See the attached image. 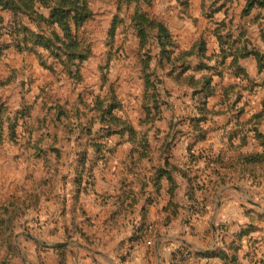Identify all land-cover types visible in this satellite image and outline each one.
<instances>
[{"label":"rangeland","instance_id":"374dc122","mask_svg":"<svg viewBox=\"0 0 264 264\" xmlns=\"http://www.w3.org/2000/svg\"><path fill=\"white\" fill-rule=\"evenodd\" d=\"M133 1L151 16L163 20L182 49L189 50L202 33L208 35L213 47L216 46L212 33L216 31L213 22L224 18L226 13L218 11L214 19L207 17L211 11L210 8L206 13L203 11L202 0ZM88 2L95 14L78 36L85 45L90 46L91 56L83 62L80 75L75 77L68 74L62 62L42 48L38 49L39 54L20 53L11 49L0 61V127H4L3 144L0 147V264H43L44 258L49 264H149L151 260H158L155 255L156 241L165 233L160 227H150L139 235L145 239L139 243L142 245L137 246L138 252L151 255L139 263L135 256V244H130L133 238L129 231L131 228H127L133 225L134 220L128 221L118 232L109 229L112 227L106 224L109 214H104L107 208L101 206V201L84 196L82 204L87 214L93 216L92 228L88 226L81 207L73 206L75 167L81 156V148L88 147L84 144L86 133L82 127L89 124L91 113H87V109L97 96L108 94L104 98L107 102L114 100L119 104L115 113L128 118L136 126L146 115L145 104L151 106L152 113L156 112L144 91L142 60L149 49L152 56L150 70H155L162 79V83L157 85L162 104L151 129V141L155 148L161 147L162 143L156 142L154 136L172 142L171 161L189 169L193 178L203 174L201 185L209 184L210 177L222 178L213 169L222 167L214 166L215 163H211L209 158H224V154L232 155L236 149L229 144L228 133L237 121L233 119L229 125L228 119L232 116L237 119L242 117L250 123L263 108L264 89L260 81L264 79V71L258 73L257 61L251 58L242 63L250 79L244 78V75L236 76L237 73L232 70H228L226 75L227 84L243 86L242 89L232 90V102L238 97L236 103H221V98L209 100L208 108L215 105V110L223 114L210 112L208 121L196 127L198 122L192 121V118L199 117L197 98L193 95L188 74L177 77L175 72L162 65L161 49L154 38L151 39V46H142L129 21L135 3H129L127 7L122 4L119 9L118 0ZM211 2L207 5H211ZM245 4L246 0H234L230 7V16L232 7L237 8V17L234 19L238 27L234 36L239 37L248 31L246 38H251L253 43L264 49V10L257 20V11L243 17ZM116 15L123 17L124 21L112 35L110 30ZM6 16L9 18V15ZM148 125L149 121L142 120L140 135L150 129ZM100 126L101 122H98L96 127ZM12 128L14 132H11ZM260 128L264 131V124ZM202 129L210 134L201 142L196 135ZM246 129L249 138L241 151L261 152L259 140L254 138V130L250 125H246ZM105 142L109 145L107 140ZM91 148L94 146H89L88 150ZM130 148V143L120 146L116 155L110 157L107 166L99 164L97 173L104 179L103 187L110 189L120 186L126 178L127 182H133L132 173L128 172L124 163ZM205 163L211 166L207 167ZM253 168L257 175L233 173L227 183L221 181L219 185L209 184L207 188L211 190L213 187L210 207L215 208L218 202L221 204L228 190L231 194L250 197L257 206L264 205V165H255ZM226 175L227 171L224 170ZM45 179L53 184L49 186L45 183L42 190H38L35 182L43 183ZM180 183L183 188L182 180ZM242 188L252 190L253 195H246ZM210 190L206 192L209 196ZM32 195H42L41 200ZM252 210L255 208L249 211ZM157 214L158 211L154 214L155 218ZM253 218L251 215L250 223L257 224ZM258 225L261 226L260 231L256 232L259 235L253 233L244 242L247 248L241 259L243 264H264V223ZM148 240L152 243H147V247L145 242ZM61 243L68 244L60 246ZM244 244L242 242V246ZM95 249L112 255L114 263L95 254ZM176 254L173 262L190 264L186 251ZM192 264L200 262L195 260Z\"/></svg>","mask_w":264,"mask_h":264},{"label":"trees","instance_id":"16d2710c","mask_svg":"<svg viewBox=\"0 0 264 264\" xmlns=\"http://www.w3.org/2000/svg\"><path fill=\"white\" fill-rule=\"evenodd\" d=\"M209 1L202 0L201 3L205 13L210 8L211 13L207 14V17L214 19V14L218 11L226 13L224 18L213 22L216 27L214 28L216 31L212 32L215 35L216 46L213 47L208 35L202 33L189 50L181 48L179 41L163 20L151 16L133 0H118L117 6L120 9L122 4L127 7L129 3L132 5L135 3L133 12L129 14V21L130 25L135 28L142 46L147 44L151 46V39L154 38L161 49L162 65L165 68H170L177 77L185 73L188 74L193 95L197 98L196 107L199 117L192 118V121L198 122L196 127H200L201 123L208 121L210 112L223 114V112L215 110V105L208 108L209 100L221 98V103H231L234 100L232 90L243 88L242 85L226 83L228 70L237 73L236 76L244 75V78L250 79L248 70L242 63L254 58L258 64V73L264 71V49L253 43L251 38H246L248 31L243 32L239 37L234 36L235 29L238 27L234 19L237 17V8L232 7L231 16L229 14L234 0H212L211 5H207ZM89 3L88 0H0V61L11 49L20 53L39 54L38 49L42 48L54 55L58 59L57 61H61L63 69L68 74L75 77L80 75L83 62L91 56L90 46L85 45L78 36L86 23L94 17V9ZM243 9V17L249 16L255 11L259 12L256 16L257 20L260 13H263L264 0H246ZM6 15H9V18ZM123 21V17L116 15L110 30L112 35L116 33L118 25ZM227 29L228 31H226ZM151 59V50L149 49L145 52V57L142 60L144 91L156 112L152 113L151 106L145 104L146 115L140 119L139 125L136 126L128 118H123L115 113L119 104L114 100L107 102L104 98L108 94L104 97L97 96L87 109V113H91V117L89 124L82 127V131L86 133L84 144L88 147L94 146V148L89 150L88 147L81 148V156L76 164L73 178V206L75 204L77 208L81 207L89 227L94 228L93 216L87 214L83 207L84 196H90L96 201L107 204L112 199L115 209L106 220V224L112 228H116V226L120 228L128 221L134 220V227L136 226L137 229L134 236H139L146 227H149V213L152 206L163 197V190L166 188L165 182L168 183L166 188L168 199L163 206V210L167 212L162 219L163 226L169 225L180 217L179 175L187 179L192 192H195L198 187L204 188L207 185L206 183L203 185L196 183L189 169L171 161L172 142L154 136L156 142L162 143L161 147L155 148L151 141V129L156 123V115L162 104L161 93L157 86L162 83V79L155 70L154 72L150 70ZM260 85L264 89V79L260 81ZM236 101L232 102V105ZM241 111L242 109L239 113ZM62 113L61 111L60 114ZM253 118L255 120L250 123L248 120H243L242 117L237 119L232 116L228 119L229 125L233 119L237 121L231 132L228 133L229 144L236 149L233 150L232 155L225 156L224 154V158L222 156L217 159L209 158L211 163H215L214 166L222 167L213 168L216 174L222 175L216 185H219L221 181L227 183L233 177V173L243 176L257 175L253 167L264 165V131L260 128L264 124V102L263 108ZM142 120L149 121L150 129L140 135L139 127L142 126ZM98 122H101V126L97 128ZM246 125H250L254 130V138L259 140L261 152L244 153L241 151L249 138ZM11 132H14L13 128ZM3 134L4 127L1 126L0 147L3 144ZM209 134L202 129L196 138L202 142L207 139ZM127 143L131 144V148L124 163L128 172L132 173L131 175L136 180L127 182L128 178H126L124 184L120 185L115 192L101 189V177L97 173L100 168L99 164L107 166L110 157L116 155L118 148ZM224 170L227 171L226 176H224ZM242 171H248V173H242ZM45 183H48L49 186L53 184L46 179L43 183L35 182L40 191ZM32 196H37L39 201L42 197V195ZM262 221H264V214H258L257 224L250 223L236 233H227L226 235L231 238L230 252L218 247L215 250L200 252L199 255L222 257L226 260V264H243L240 256L243 239L252 232L260 230L261 226L258 224H262ZM87 238L90 239L88 234ZM177 252L185 251L179 249L173 252V258H176ZM43 264H49L45 258Z\"/></svg>","mask_w":264,"mask_h":264},{"label":"crops","instance_id":"0c3cea01","mask_svg":"<svg viewBox=\"0 0 264 264\" xmlns=\"http://www.w3.org/2000/svg\"><path fill=\"white\" fill-rule=\"evenodd\" d=\"M205 165L207 167L211 166L210 163H205ZM180 179L184 183L183 188L181 187ZM208 181L209 184L214 186L218 184L219 178L215 176L212 178L210 177ZM178 182L180 194L179 202L181 204L179 219L173 221L169 225H162V219L167 214V212L163 210V206L166 204L168 199V193L166 191V188L168 187L167 182H165L166 188L163 190V197L159 199V202L152 206L149 213L148 221L150 224L149 227H146L143 232L153 226L160 227L161 230L163 229L165 231V233H163L162 236L156 241L155 255L158 260L156 262H154V260L152 262L151 260L149 264H179L178 261L173 262L172 259L175 258L171 256L173 252L177 251V248L189 252L188 254L190 258V264H192L195 260L200 262V264H214L217 261H219L220 264H225L226 260L222 257L200 256L199 253L207 252L208 250H215L218 247H222L230 252L231 238L226 234L236 233L243 227L248 226L251 222L249 220L251 219V215L254 216L253 221L257 220L258 214H264V205L261 204V206H257L256 204L252 203V199L250 197L231 194V191L228 190L224 193V196L220 201L221 204L218 202L215 208H211L209 200L212 196L211 192L213 187L210 190L207 188L209 185L207 184L205 188H199L196 189L195 192H192V189L189 187L186 178L179 175ZM102 183H104V179L101 178L100 188L103 190L115 192L117 189H119V186H115L114 188L110 189L105 188L102 186ZM228 185L229 184H227V186ZM231 185L235 186L234 184ZM246 186L251 185L247 184ZM242 189L246 195H253L252 190L244 188ZM209 190L210 196L209 193H206ZM229 194L231 195L228 196ZM246 198L249 202H247ZM247 203H249V206H246ZM101 206L103 208H107V211L104 210V214L108 213L109 216L115 209V204L112 199L109 200L108 204L101 201ZM250 207L255 208V210L249 211L251 209ZM157 211L158 214L155 218L154 214ZM263 223L264 221H262V224ZM127 228H131L129 231L132 233L133 238L131 239L130 244H135L134 247H136L135 250H137L135 254V256L137 255L136 259L139 261V263H142L147 258L151 257L150 254H144L142 251L138 252L139 247L137 246L142 245L139 243L143 242L144 238L142 239L140 236H134L135 232L137 231L136 226L134 227V223L132 226L130 225ZM109 229H113L116 232L120 230V228L116 229L112 227H109ZM256 232L258 233V231H254L249 236H245L243 239V244L248 238H251L253 233ZM257 233L256 235H259ZM145 246L148 247L146 242ZM134 247L132 248L133 254L135 253ZM246 248L247 246L244 244L240 250L241 259L242 256H245ZM104 253L109 257L108 259H105L110 260L111 263H114L113 259L115 258L106 251ZM120 259H122L121 256Z\"/></svg>","mask_w":264,"mask_h":264},{"label":"water","instance_id":"95a60500","mask_svg":"<svg viewBox=\"0 0 264 264\" xmlns=\"http://www.w3.org/2000/svg\"><path fill=\"white\" fill-rule=\"evenodd\" d=\"M67 244L68 243H61L60 246L67 245ZM93 251H94V253H96L99 256H102V257L107 258V259L109 258L103 251H100L98 249L93 250Z\"/></svg>","mask_w":264,"mask_h":264},{"label":"built area","instance_id":"2783aa9c","mask_svg":"<svg viewBox=\"0 0 264 264\" xmlns=\"http://www.w3.org/2000/svg\"><path fill=\"white\" fill-rule=\"evenodd\" d=\"M203 174L197 175V177L194 178L196 183H202ZM145 239V238H144ZM149 245L152 243L151 240L146 241Z\"/></svg>","mask_w":264,"mask_h":264}]
</instances>
